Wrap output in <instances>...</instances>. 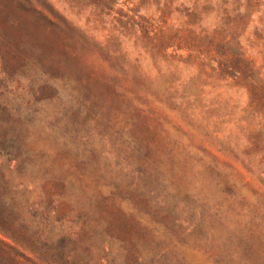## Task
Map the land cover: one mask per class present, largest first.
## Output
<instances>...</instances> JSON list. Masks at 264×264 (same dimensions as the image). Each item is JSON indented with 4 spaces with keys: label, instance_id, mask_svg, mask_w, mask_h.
Instances as JSON below:
<instances>
[{
    "label": "rangeland",
    "instance_id": "374dc122",
    "mask_svg": "<svg viewBox=\"0 0 264 264\" xmlns=\"http://www.w3.org/2000/svg\"><path fill=\"white\" fill-rule=\"evenodd\" d=\"M0 148V264H264V0H0Z\"/></svg>",
    "mask_w": 264,
    "mask_h": 264
},
{
    "label": "trees",
    "instance_id": "16d2710c",
    "mask_svg": "<svg viewBox=\"0 0 264 264\" xmlns=\"http://www.w3.org/2000/svg\"><path fill=\"white\" fill-rule=\"evenodd\" d=\"M0 151H2V152H3V151H4V149L0 148ZM14 159H15V160H18L16 157H13L11 160H14Z\"/></svg>",
    "mask_w": 264,
    "mask_h": 264
}]
</instances>
